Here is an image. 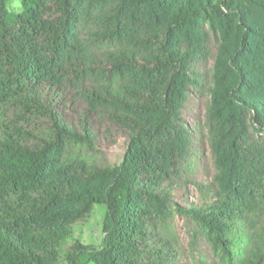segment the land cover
Instances as JSON below:
<instances>
[{"label": "trees", "instance_id": "16d2710c", "mask_svg": "<svg viewBox=\"0 0 264 264\" xmlns=\"http://www.w3.org/2000/svg\"><path fill=\"white\" fill-rule=\"evenodd\" d=\"M8 1L0 264H178L176 215L206 246L195 264H264V142L251 132L264 130V0ZM211 37L213 172L199 180L182 109ZM121 139L119 164L97 160ZM190 182L198 201L180 205L173 191ZM94 211L97 246L75 237Z\"/></svg>", "mask_w": 264, "mask_h": 264}, {"label": "rangeland", "instance_id": "374dc122", "mask_svg": "<svg viewBox=\"0 0 264 264\" xmlns=\"http://www.w3.org/2000/svg\"><path fill=\"white\" fill-rule=\"evenodd\" d=\"M15 0L7 2V9L12 12H19L14 7ZM21 5V0H19ZM210 55L205 61L197 63L196 72L198 76V84L196 87L190 88L189 98L182 109V118L185 128L189 131L191 142L192 166L187 168L189 176L196 179H210L213 172L212 158L210 147L208 144V129L206 125V112L212 102V95L210 89L213 85L212 69L214 62V55L216 53V40L211 37ZM249 116V114H248ZM251 132L261 141L264 142V130H256L251 127ZM127 141L125 139L119 140L114 146L108 148L104 155H98L97 160L107 159L111 164H119L122 161L124 151L126 149ZM85 153V152H83ZM201 155L205 162H207V170L204 172L202 167L195 161V156ZM174 200L180 205H188L190 202H197L199 193L194 185L190 182L186 186L181 185L173 191ZM170 235L173 237V243L176 249L178 264H195V259L200 253H203L205 244L198 242L197 246L192 247L191 230L186 225L184 218L179 215L174 216L170 225ZM75 237L84 244L97 246L102 240L101 231V214L94 211L91 220L86 225H77L75 227Z\"/></svg>", "mask_w": 264, "mask_h": 264}, {"label": "clouds", "instance_id": "9594fccd", "mask_svg": "<svg viewBox=\"0 0 264 264\" xmlns=\"http://www.w3.org/2000/svg\"><path fill=\"white\" fill-rule=\"evenodd\" d=\"M14 7H15V9H16L17 11L20 10L21 5H20V3H19V0H15Z\"/></svg>", "mask_w": 264, "mask_h": 264}]
</instances>
